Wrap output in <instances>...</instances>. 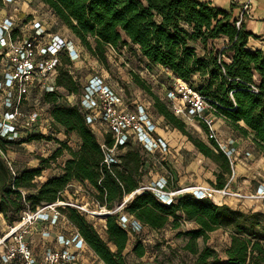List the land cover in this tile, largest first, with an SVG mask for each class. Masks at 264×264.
<instances>
[{
  "label": "trees",
  "instance_id": "trees-1",
  "mask_svg": "<svg viewBox=\"0 0 264 264\" xmlns=\"http://www.w3.org/2000/svg\"><path fill=\"white\" fill-rule=\"evenodd\" d=\"M37 1L47 5L60 24L79 39L84 51L100 64H106L105 46L109 44L118 50L129 49L146 71L167 70L172 77L187 82L207 99L214 116L222 118L242 136L250 137L258 152L264 155V50L247 48L252 35L242 24L237 27L230 14L210 3L195 0ZM216 40L224 41L222 49L229 54L227 62L211 55L196 56L193 44H199L205 50L209 42ZM62 62L69 65L68 59ZM195 74L207 78L199 88L192 86L190 81ZM55 86L56 93L41 95V102L49 107V126L66 137L75 135L79 148L69 151L70 158L59 174L35 183L66 145L58 142L59 147L51 156L39 159L38 168L16 170L15 163L5 160L1 153L17 141L8 142L0 137V214L7 225L17 223L27 208L33 211L61 199L72 184L90 190L91 202L108 212L114 211L124 199L143 187L145 159L151 154L139 146L122 153L120 147L115 162L106 166L96 137L86 127L78 109L57 102L60 94H78L80 90L66 67L58 70ZM154 111L167 126L192 142L203 158L219 168L212 186L222 189L231 175V167L217 144L213 140L208 143L194 140L186 132L182 119L175 117L165 105L155 102ZM239 123L243 125L238 127ZM201 124L207 133L206 125ZM36 130L28 131L26 143L44 139ZM104 143L112 147L109 135L104 138ZM60 211L103 264H132L124 251L129 237L137 238V232L122 228L120 220L123 216L138 222L142 229L155 232L177 229L181 220L195 223L199 230L185 234L190 240L184 248L194 256L193 264H264V236L255 232L260 224H264L261 212H243L227 204L216 206L208 199L197 200L191 195L176 197L170 205H165L153 192L140 189L120 211L100 221L104 223L103 240L77 210L65 207ZM222 227L232 228L234 234L221 253L207 246L201 250L195 247L196 239H206L208 233ZM145 252L146 246L137 238L131 249L132 255L140 260Z\"/></svg>",
  "mask_w": 264,
  "mask_h": 264
},
{
  "label": "built area",
  "instance_id": "built-area-1",
  "mask_svg": "<svg viewBox=\"0 0 264 264\" xmlns=\"http://www.w3.org/2000/svg\"><path fill=\"white\" fill-rule=\"evenodd\" d=\"M23 1L26 4V9L27 3L31 4L32 2V0ZM34 1L37 2L38 7L33 10L29 9V15H37L38 11L44 10L45 19L48 23L33 19L29 23H24L23 27L20 28L16 17L24 2L21 0H0V6L11 8V14L4 13L0 16V94H3L4 97L2 108L5 110L3 118H0L1 138L8 142L18 141L22 135L26 137L29 130L45 129L46 133L39 131L44 138L51 137L53 140L62 142L57 138L60 133L49 126L51 121L49 107L41 102V95L44 92H57L55 79L58 70L66 67L72 81L79 85L80 90L78 94L68 92L60 94L61 97H58L57 102L78 109L86 127L96 137L104 155L103 163L106 166L109 167L115 162V155L119 153L117 149L120 147L122 153L135 146H139L149 154L166 155L169 152L168 142L157 133L158 126L152 117L154 104L159 102L165 105L175 117L196 119L207 126L208 131L205 138L206 140H213L218 149L228 158L231 175L222 189L195 186L180 190L172 188L170 192H162L158 189L162 186L161 179L156 182V185L143 186L140 189L153 192L165 205H170L176 197L183 195H191L197 200L208 199L216 206L226 204L224 199L228 197L249 208L257 203L264 205V182L259 183L253 193L242 194L239 191H229L228 186L234 178L231 157L237 156L238 153L225 143L221 131L213 129V120L205 115L210 109L206 98L195 91L187 82L178 80L172 77L167 70L161 69L169 75L172 86L166 88L164 95L160 98L152 94L151 89L146 87L151 94L150 103L141 104L133 112L128 111L123 98L110 88L100 76L93 74L81 76L82 69L77 66L82 57L79 39L72 34L68 38L50 32L47 27L49 24L65 27L60 24L58 18L47 5L37 0ZM247 9L244 7L245 11ZM240 24L241 21L236 20L235 25L239 27ZM120 53L123 51L109 44L105 46L104 56L109 63L112 62V56ZM63 59H68L69 65H64ZM32 92H38L37 100L34 101L37 103L36 107H32L19 125V121H17L18 109ZM73 97L75 98L74 103L71 101ZM45 124H48V127ZM108 135L113 142L111 148L104 143V138ZM64 138H66L65 135ZM7 161L11 162L10 160ZM45 170L34 181L35 183L44 180L43 172ZM165 184L167 183H164L162 189ZM139 190L118 204L114 211H105V214L120 211ZM65 207L73 208L83 216V213L87 212L85 207L67 202L62 196L56 202L36 207L33 211L27 208L21 213L19 221L14 225H7L0 214V225H3L0 228V263L82 264L86 254L94 257L77 229L69 223L66 216L60 211L61 208ZM256 209L258 211L252 209L249 211L264 214V206H256ZM37 224H44L47 229H37ZM120 225L123 229L131 228L135 232L142 230L138 222L125 216L121 217ZM52 230L54 231L53 240L55 244L45 247L39 256L34 255L28 243L32 236L40 233L42 240H48Z\"/></svg>",
  "mask_w": 264,
  "mask_h": 264
},
{
  "label": "rangeland",
  "instance_id": "rangeland-1",
  "mask_svg": "<svg viewBox=\"0 0 264 264\" xmlns=\"http://www.w3.org/2000/svg\"><path fill=\"white\" fill-rule=\"evenodd\" d=\"M24 2L23 0H21ZM37 2L32 0L31 4L24 2V5L19 8L17 15L18 27L22 28L24 23H29L31 20H42L45 23L48 21L45 19L46 14L44 10L38 11L37 15H29V9H36ZM11 14V8L0 6V16ZM50 32L64 35L70 38L71 33L66 28L58 25H47ZM224 41L216 40L209 42L206 49L204 50L199 44H193L197 57H205L211 55L216 57L219 61H226L229 59V54L222 49ZM81 48V47H80ZM81 62L77 64L82 69L81 76L86 75H97L104 80V82L118 93L127 105L128 111H135L141 104L150 103L151 94L146 87L151 89V93L157 97H162L165 93L166 88L172 86V80L167 72L162 71L159 68H154L150 71H146L143 65L138 61L129 49H123V53L112 56L111 61L106 60V64H100L95 59L91 58L82 49ZM209 68V67H208ZM139 81L143 87H140L136 83ZM191 84L195 88H199L207 82L206 77H199L197 74L191 77ZM32 94L33 98H32ZM30 95V96H29ZM27 96V100L23 102L18 109V120L19 125L23 118L29 113L33 106L36 107L38 92H32ZM75 98L71 101L74 103ZM4 102L3 94H0V118H3L5 110L2 108ZM205 115L212 119L213 129L215 128L219 132L221 131L225 143L230 148H233L238 155L231 157L232 168L234 171V178L229 184V191H239L242 194L253 193L258 184L264 182V155H262L255 146L251 143V138L242 136L233 126L225 122L222 118L214 116L212 110ZM152 117L154 122L158 123V129L161 130V135L170 144V151L166 155L159 153L151 154L149 159H145V173L142 177L143 186L156 185V182H162V186L166 182L164 188L162 186L158 188L162 192H170L172 188L175 190L188 189L195 186L210 187L213 188L212 184L215 183V174L220 172L219 168L213 164L210 160L203 158L192 142L188 141L183 135L177 130H173L170 126H167L163 119L159 117L152 109ZM186 132L194 139L208 143L206 140V130H202V122L196 119H182ZM48 127V124H45ZM167 126V128H165ZM241 126L240 124L237 125ZM207 127V126H206ZM51 129H53L51 127ZM36 131L46 133L45 129H37ZM57 135L66 146L63 148L62 154L58 156L54 163L50 164L43 172L44 180L48 177L59 174L60 168L64 165L65 161L70 158L69 151H77L79 148V140L75 135H70L64 138V135ZM173 134V135H172ZM56 136V135H55ZM25 135L14 142V145L8 146L4 154L1 156L5 160L13 161L15 169L21 170L23 168L35 169L39 166V159H46L51 156L59 147L57 140H53L51 137L48 139L44 138V141H28ZM170 138V139H168ZM249 139V140H248ZM232 145V146H231ZM81 188V189H80ZM91 191L80 187L77 184L69 185L63 197L67 202H70L76 206H83L86 209L84 217L87 222L91 223L99 236L105 240L104 234V223H101L102 217L91 215V213L101 212L105 213L104 208H100L94 205L90 198L89 193ZM224 202L231 208L237 209L243 212L249 210L258 211L256 206H264L260 203L248 206L241 202H237L232 198H225ZM3 225H0V228ZM1 230V229H0ZM199 230V227L193 223L185 220L179 221L177 229L165 228L164 230L157 231L155 233L150 232L146 229L136 231L137 238L141 243L146 246L145 256L138 260L132 253L131 249L137 240L136 237H129L126 250L124 254H127V260L132 264H142L144 262H156L157 264H193L194 256L184 250L186 244L190 240V237L185 234ZM54 232V231H52ZM256 234L258 236H264V224H260L257 227ZM234 234V230L230 227L217 228L213 232L208 233L206 239L202 237L194 241L195 247L201 250L203 247H211L214 252L221 253L230 244V237ZM259 238V237H257ZM31 251L34 255L39 256L42 253V249L34 247L31 241L28 242ZM94 257L90 254H86L82 260V264H103L95 255Z\"/></svg>",
  "mask_w": 264,
  "mask_h": 264
},
{
  "label": "crops",
  "instance_id": "crops-1",
  "mask_svg": "<svg viewBox=\"0 0 264 264\" xmlns=\"http://www.w3.org/2000/svg\"><path fill=\"white\" fill-rule=\"evenodd\" d=\"M195 1L199 3H204V2L210 3L213 7L230 14L233 20H240L241 24L245 28V31H247L252 35V37H250L248 40L247 48L252 51L264 50V0H195ZM244 7L248 9L245 11ZM156 124L158 125L157 122ZM161 132H162L161 130L159 129L157 130V133L160 136H162ZM168 145L170 151V148L172 147L170 142L168 143ZM36 228L42 230V229H47V226L44 224H37ZM52 231H50V237L48 240H42L40 233L34 234L30 240L32 245L35 248L38 247V249H42V250L45 249V247L53 246L55 242L53 240L54 234ZM148 231L155 233V231L152 230H148Z\"/></svg>",
  "mask_w": 264,
  "mask_h": 264
},
{
  "label": "bare ground",
  "instance_id": "bare-ground-1",
  "mask_svg": "<svg viewBox=\"0 0 264 264\" xmlns=\"http://www.w3.org/2000/svg\"><path fill=\"white\" fill-rule=\"evenodd\" d=\"M241 126L243 125L242 123H239ZM106 211V210H105ZM91 215L93 216H97V217H102V220L105 218V213L103 211L101 212H96V213H91ZM101 220V221H102Z\"/></svg>",
  "mask_w": 264,
  "mask_h": 264
},
{
  "label": "water",
  "instance_id": "water-1",
  "mask_svg": "<svg viewBox=\"0 0 264 264\" xmlns=\"http://www.w3.org/2000/svg\"><path fill=\"white\" fill-rule=\"evenodd\" d=\"M109 214H111V213H106L105 214V217L107 216V215H109ZM142 264H157L156 262H144V263H142Z\"/></svg>",
  "mask_w": 264,
  "mask_h": 264
}]
</instances>
